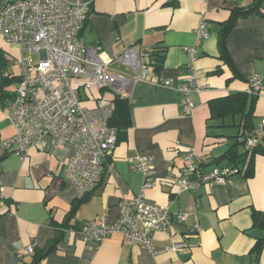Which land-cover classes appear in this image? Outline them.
I'll return each instance as SVG.
<instances>
[{
  "label": "crops",
  "instance_id": "1",
  "mask_svg": "<svg viewBox=\"0 0 264 264\" xmlns=\"http://www.w3.org/2000/svg\"><path fill=\"white\" fill-rule=\"evenodd\" d=\"M252 5L257 0H91L80 34L86 46L109 57L129 46L160 48L162 68L147 80L130 84L121 95L131 104V124L99 182L76 208L77 188L64 172L73 146L59 147L52 155L40 145L32 146L24 159L0 148V264L29 261L32 253L22 254L26 246L45 250L51 243L55 247L36 264H264V229L253 226L252 220L253 211H264V155L253 156L251 175L234 174L223 184L179 193L172 184L188 147L201 155L205 171L224 165L214 161L234 143L241 116L211 118L213 100L245 94L246 108L253 112L250 133L264 135V0L259 10L238 17L228 31L225 45L231 64L220 58L218 47L221 25L231 12ZM202 16L209 32L205 39L195 33ZM184 46L196 47V79L207 86L191 93L189 113L184 111L180 93L156 83L159 79L183 82L189 73ZM0 49L5 55L15 51L1 38ZM117 64L110 67L125 69L121 63L114 67ZM253 73L262 79L259 95L249 91ZM80 90L88 107L104 101L113 104L116 95L109 88ZM3 113L0 109V142L14 131ZM137 156L152 157L156 170L155 185L144 190L145 197L167 205L173 217L169 229L152 234L157 253L126 242L118 233L97 246L83 240L81 229L88 221L103 215L115 221L121 201L142 191L144 177L130 166ZM192 206L201 228L197 235L190 233L191 219L186 223L175 219V214ZM259 238L263 245L257 253L253 246ZM176 243L185 246L171 249Z\"/></svg>",
  "mask_w": 264,
  "mask_h": 264
},
{
  "label": "built area",
  "instance_id": "2",
  "mask_svg": "<svg viewBox=\"0 0 264 264\" xmlns=\"http://www.w3.org/2000/svg\"><path fill=\"white\" fill-rule=\"evenodd\" d=\"M90 3L91 0H0V38L16 47L18 57L9 53L6 56L20 67L4 112V119L14 131L0 142V148L5 154L13 153L24 159L32 146L40 145L50 155L59 147L73 146L74 153L65 161L64 172L76 186L77 197L89 193L99 182L117 146V129L109 125L113 104L104 101L85 106L80 89L109 88L116 95H122L130 84L147 80L154 73L150 66L153 50L129 46L109 57L102 50L84 44L80 31ZM195 33L200 39L209 36L203 16ZM183 50L189 72L183 82L159 79L156 83L180 93L184 111L189 113L191 93L207 86L196 79V47L184 46ZM36 54L41 55L39 59L34 58ZM114 62L123 64L125 69H112L110 65ZM249 83L250 93L259 95L262 79L253 73ZM262 123L264 125V119ZM259 140L253 133L247 134L243 149L250 152ZM183 159L184 165L172 182L177 193L193 191L201 185L223 184L230 176L243 172V168L223 165L205 171L201 155L192 147L184 151ZM130 166L144 177L142 191L132 199L121 201L122 210L115 221L109 222L104 215L92 219L81 229V236L97 246L108 235L118 233L126 242L141 245L156 254L152 234L169 229L173 217L167 205L156 204L145 197L144 190L153 187L156 181L152 157L137 156L131 159ZM194 208L175 214V219L178 223L191 219L190 233L197 235L201 228L192 212ZM184 246L185 243H176L171 249ZM32 251L33 245H28L22 254Z\"/></svg>",
  "mask_w": 264,
  "mask_h": 264
},
{
  "label": "trees",
  "instance_id": "3",
  "mask_svg": "<svg viewBox=\"0 0 264 264\" xmlns=\"http://www.w3.org/2000/svg\"><path fill=\"white\" fill-rule=\"evenodd\" d=\"M263 0H257V5L248 6L245 8H237L230 14L228 21L221 25L218 38V47L220 58L226 63H230V58L225 45V38L228 31L234 26L235 21L238 17L246 16L250 12L259 10L258 7L261 5ZM259 12V11H258ZM87 20V19H86ZM85 20V21H86ZM86 25L84 22L80 33L83 31V27ZM164 51L157 48L152 51L150 57V66H152L154 72H158L162 68ZM12 62L6 57L4 52L0 49V105L5 108L7 101L12 96V92H8V88L12 87L13 82H17L18 75L10 73L7 67L11 68ZM13 65V64H12ZM15 86V85H14ZM254 99L251 100V103ZM246 95L240 92L229 94L225 97L215 99L210 103V116L214 119H224L227 116H241L240 122L238 123L239 131L235 135V141L232 145L227 148L225 153L218 157L214 162L217 164L224 163L223 166L237 167L242 169L243 175H251V163L252 158L255 154L264 155V135L260 137L259 142L252 147L250 152L244 150L245 137L250 132H253V112L252 109L246 108ZM114 111L110 118L109 125L114 126L117 129V143L121 139L125 138L126 129L131 124V104L128 99L121 97V95L113 96ZM244 164V165H243ZM89 195V193H88ZM87 194L76 198L74 201V208L85 200ZM253 226H258L264 229V211H253L252 212ZM263 245V239L259 238L256 240L253 250L259 252ZM55 246L51 243L45 250H36L33 247L31 258L29 261L21 259L19 264H36L43 258L51 249Z\"/></svg>",
  "mask_w": 264,
  "mask_h": 264
},
{
  "label": "rangeland",
  "instance_id": "4",
  "mask_svg": "<svg viewBox=\"0 0 264 264\" xmlns=\"http://www.w3.org/2000/svg\"><path fill=\"white\" fill-rule=\"evenodd\" d=\"M12 47L15 49V51L13 50L14 52H11L10 55H11L12 57L16 58V57H18V51H17L16 47H14V46H12ZM12 47L10 46V48H12ZM5 57L7 58L6 55H5ZM118 66H121V64L119 63V64L115 65L114 67H118ZM10 67H13V70H11V68L7 67L9 71H6V73H7V72H10V73H14V74H16V75L19 74V72H20V67H19L18 65H12V64H11ZM12 84H13L12 87L8 88V92H12L13 89H14V85H16L15 82H13ZM80 92L82 93L83 91L80 90ZM89 107H90V106H89ZM0 109H4V112H5V108H4V107L2 108L1 105H0ZM3 115H4V113H3Z\"/></svg>",
  "mask_w": 264,
  "mask_h": 264
}]
</instances>
